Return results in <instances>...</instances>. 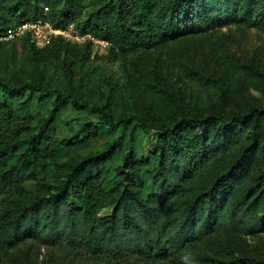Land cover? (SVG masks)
Instances as JSON below:
<instances>
[{
  "label": "trees",
  "instance_id": "obj_1",
  "mask_svg": "<svg viewBox=\"0 0 264 264\" xmlns=\"http://www.w3.org/2000/svg\"><path fill=\"white\" fill-rule=\"evenodd\" d=\"M80 1L0 0V36L27 21L65 28L81 15ZM81 7L90 18L76 28L109 44L133 97L119 104L110 88L95 99L88 79L80 82L69 67L65 84L39 71L0 76V259L38 264L45 249L53 264H264L247 241L264 234V71L243 61L232 84L233 67L225 81L183 66L200 87L187 101L148 66L152 57H173L184 39L224 26L264 32V0H89ZM20 37L14 65L24 73L72 44L58 36L37 46L29 32ZM84 45L89 56L91 42ZM33 102L41 114H28ZM67 106L86 118L58 136L52 125ZM102 129L121 132L90 149ZM136 131L153 133L147 157H136ZM28 181L34 190L24 187Z\"/></svg>",
  "mask_w": 264,
  "mask_h": 264
},
{
  "label": "rangeland",
  "instance_id": "obj_2",
  "mask_svg": "<svg viewBox=\"0 0 264 264\" xmlns=\"http://www.w3.org/2000/svg\"><path fill=\"white\" fill-rule=\"evenodd\" d=\"M88 1L89 0H81L79 4L76 3L74 5L78 10L79 7L82 8L81 15L75 19V23H78L80 26L85 20L90 18L88 16V10L81 7L83 5L85 6ZM75 23L70 24H74L76 27ZM44 28L48 31L47 27ZM41 29L40 33H42ZM21 35L0 36L1 41L7 42L1 49L0 76L5 78H15L17 76L35 77L37 76V71H39L44 75L45 79H49L51 82L65 84L67 67H69L73 71L74 77H79L80 82L81 80L88 79L85 87H87L90 95L95 99L104 96L110 88L114 94L115 101L119 104L122 99L127 98L130 100L133 97L126 93V88L124 87L126 78L121 71L120 64L118 61H115L112 54L109 53V44L107 43L106 46H102V39L91 34L94 40L90 41L91 46H89L90 49L88 48L90 52H88L89 56H87V48L84 43L77 44L62 37L64 40L72 43L67 45V51L62 49L60 57L47 63L45 66L41 67V69L35 70L34 67H30L28 71L24 73V71H20L14 65L16 62L19 63L21 59ZM56 35L57 36H49L48 34V42L45 41V43H51L50 41L53 38L60 36L59 34ZM210 35L209 37L200 35L184 39L180 42L179 47H173L174 50L171 51L173 57H152L148 66L154 73V76H156L157 81L165 85H173L175 89L180 86L188 101L197 95L200 87L199 85L197 86L194 79L195 82L191 80V77L184 75L180 71V68L183 66H186L188 70L194 69L204 74L215 72L220 80H225L224 71H228L233 67L228 80L232 84L238 79L236 67L239 63H243V61H251L264 71V32L245 27L236 28L235 26H224ZM83 73L86 74L84 78L81 77ZM251 94L257 98L259 97V93L256 90H251ZM14 101H18V98L15 97ZM42 111L43 110L38 108L35 102H33L28 110V114L39 115ZM85 118L86 116L83 113L77 112L70 106H67L59 113L57 121L52 125L54 133L58 136H63L68 133L69 127H76L77 123ZM120 132V129L116 131L102 129L99 132L98 138L91 142L90 149H96L102 146L106 141L110 140L112 136ZM152 142V132L144 136L140 131H136V157H147V153L151 150ZM124 146L125 145L120 148L114 158L109 162L110 168H114L120 162L125 150ZM109 182H111V179ZM145 184V194H147L151 191L152 187L147 181ZM24 187L28 190H34L35 188L32 181L25 182ZM108 211L109 209L106 208L101 214H105ZM247 241L253 253L264 257V234L247 237ZM39 259L42 263L38 260V264H53L49 262L50 258H48V251L45 249H42ZM0 264L6 263L0 259Z\"/></svg>",
  "mask_w": 264,
  "mask_h": 264
},
{
  "label": "built area",
  "instance_id": "obj_3",
  "mask_svg": "<svg viewBox=\"0 0 264 264\" xmlns=\"http://www.w3.org/2000/svg\"><path fill=\"white\" fill-rule=\"evenodd\" d=\"M47 27L48 31L44 28ZM42 28V29H41ZM40 29L42 33H40ZM25 32H29L30 37L35 41L37 46H44L48 42L47 35H55L59 34L65 39H68L71 42L77 44H83L87 41H92L93 36L89 32L81 33L74 24H69L65 28H53L48 21H27L23 24L16 26L9 33V36H18ZM102 46H106V41H101Z\"/></svg>",
  "mask_w": 264,
  "mask_h": 264
}]
</instances>
